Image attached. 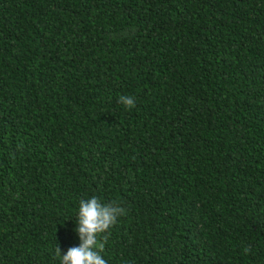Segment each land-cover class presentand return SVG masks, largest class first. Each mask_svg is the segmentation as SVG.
<instances>
[{
  "label": "trees",
  "instance_id": "1",
  "mask_svg": "<svg viewBox=\"0 0 264 264\" xmlns=\"http://www.w3.org/2000/svg\"><path fill=\"white\" fill-rule=\"evenodd\" d=\"M92 197L108 264H264V0H0V264Z\"/></svg>",
  "mask_w": 264,
  "mask_h": 264
},
{
  "label": "clouds",
  "instance_id": "2",
  "mask_svg": "<svg viewBox=\"0 0 264 264\" xmlns=\"http://www.w3.org/2000/svg\"><path fill=\"white\" fill-rule=\"evenodd\" d=\"M119 102L129 109L135 104L131 96L122 95ZM124 211L117 202L102 203L96 197L81 199L76 229L81 243L70 248L65 255H61L60 248H57L61 264H108L102 255L108 239L106 234ZM244 252H250V248H245Z\"/></svg>",
  "mask_w": 264,
  "mask_h": 264
}]
</instances>
